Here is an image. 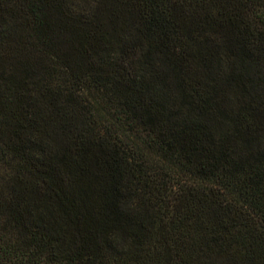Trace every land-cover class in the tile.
Returning <instances> with one entry per match:
<instances>
[{
  "label": "trees",
  "instance_id": "16d2710c",
  "mask_svg": "<svg viewBox=\"0 0 264 264\" xmlns=\"http://www.w3.org/2000/svg\"><path fill=\"white\" fill-rule=\"evenodd\" d=\"M0 264H264V0H0Z\"/></svg>",
  "mask_w": 264,
  "mask_h": 264
}]
</instances>
